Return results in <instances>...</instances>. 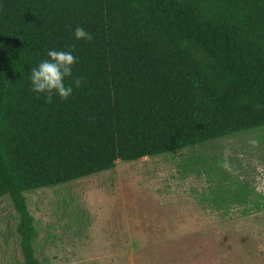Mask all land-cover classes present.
I'll list each match as a JSON object with an SVG mask.
<instances>
[{"label": "trees", "instance_id": "trees-1", "mask_svg": "<svg viewBox=\"0 0 264 264\" xmlns=\"http://www.w3.org/2000/svg\"><path fill=\"white\" fill-rule=\"evenodd\" d=\"M49 50L78 58L67 101L32 91ZM263 125L264 0H0V197L23 264L24 192Z\"/></svg>", "mask_w": 264, "mask_h": 264}, {"label": "rangeland", "instance_id": "rangeland-1", "mask_svg": "<svg viewBox=\"0 0 264 264\" xmlns=\"http://www.w3.org/2000/svg\"><path fill=\"white\" fill-rule=\"evenodd\" d=\"M24 195L40 264H264V213L246 211L264 206V125ZM17 221L0 197V264H23Z\"/></svg>", "mask_w": 264, "mask_h": 264}, {"label": "clouds", "instance_id": "clouds-1", "mask_svg": "<svg viewBox=\"0 0 264 264\" xmlns=\"http://www.w3.org/2000/svg\"><path fill=\"white\" fill-rule=\"evenodd\" d=\"M76 40L91 42L93 37L91 33L83 27L77 26L73 31ZM49 59L38 64L37 67L31 69L30 81L32 91L44 94L47 103L53 102V97L58 95L61 100L67 101L73 93V87L64 83L66 77H72V67L78 63V58L72 54V51L49 50L47 53ZM73 83L78 89L82 86V79L76 78ZM255 146L258 141L252 140ZM231 149L225 148L223 158L218 162L219 166L225 171H232V165L229 157Z\"/></svg>", "mask_w": 264, "mask_h": 264}, {"label": "crops", "instance_id": "crops-1", "mask_svg": "<svg viewBox=\"0 0 264 264\" xmlns=\"http://www.w3.org/2000/svg\"><path fill=\"white\" fill-rule=\"evenodd\" d=\"M254 170L252 169V172H253ZM242 176V175H241ZM261 206H263V205H261ZM257 207H259V206H256L255 208H250L249 210H246L247 212H249V211H251V210H255V211H257L256 212V214H259V213H264V206L263 207H261L260 208V210H257V209H259V208H257ZM260 211V212H259ZM251 214H255V213H251ZM251 214H243V215H246V216H248V217H250L251 216Z\"/></svg>", "mask_w": 264, "mask_h": 264}]
</instances>
